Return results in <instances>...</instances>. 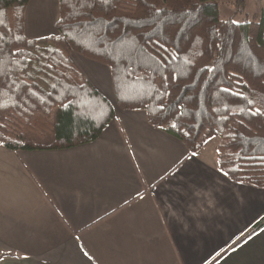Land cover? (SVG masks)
I'll list each match as a JSON object with an SVG mask.
<instances>
[{"label": "trees", "instance_id": "1", "mask_svg": "<svg viewBox=\"0 0 264 264\" xmlns=\"http://www.w3.org/2000/svg\"><path fill=\"white\" fill-rule=\"evenodd\" d=\"M29 1L0 0V145L62 149L99 137L113 105L74 51L108 66L119 108L145 110L191 153L219 137L220 170L264 187V13L236 22L221 18L220 0H57L58 34L29 38ZM46 126L50 141L29 138Z\"/></svg>", "mask_w": 264, "mask_h": 264}, {"label": "crops", "instance_id": "2", "mask_svg": "<svg viewBox=\"0 0 264 264\" xmlns=\"http://www.w3.org/2000/svg\"><path fill=\"white\" fill-rule=\"evenodd\" d=\"M30 4L25 35H56L28 34ZM39 4L30 16L46 17ZM76 56L112 119L69 148L0 145V264H264V224L247 234L264 218V187L220 170L219 137L191 153L145 110L116 105L107 65Z\"/></svg>", "mask_w": 264, "mask_h": 264}, {"label": "rangeland", "instance_id": "3", "mask_svg": "<svg viewBox=\"0 0 264 264\" xmlns=\"http://www.w3.org/2000/svg\"><path fill=\"white\" fill-rule=\"evenodd\" d=\"M38 2V6H40L39 2H43L46 5V17L42 18L41 14H37L36 16H30V13ZM29 4V3H28ZM27 4V7H28ZM219 12L221 18H232L236 22H242L245 20H248L252 17L254 13L263 14L264 13V0H220L218 2ZM54 5V7L52 6ZM52 6V8H55L54 11V18L50 19V16L52 14L51 10L49 9ZM26 7V9H27ZM25 9V11H26ZM29 12L27 13L28 19H27V28H28V34H30L29 29L31 30H44L46 27H49L51 32H57V29L55 28V22L58 18V4L57 0H32V4H30ZM40 9L37 10L39 12ZM36 12V13H37ZM24 20H25V14H24ZM58 32L56 33V35ZM49 36V35H47ZM46 37V36H43ZM39 38V37H38ZM76 52L70 51L69 55L70 58L73 60V62L80 68V70L89 78L95 80V71L94 68H92L89 65H86L82 62H80L79 58L76 56ZM79 55V54H78ZM81 57L87 59L86 57L80 55ZM104 95V94H103ZM105 96V95H104ZM108 98L107 96H105ZM109 99V98H108ZM110 100V99H109ZM114 102V101H113ZM26 131V130H25ZM27 134L29 138L34 139L38 142H48L51 140V134H50V126H46L43 132H28ZM31 135V136H30Z\"/></svg>", "mask_w": 264, "mask_h": 264}, {"label": "snow or ice", "instance_id": "4", "mask_svg": "<svg viewBox=\"0 0 264 264\" xmlns=\"http://www.w3.org/2000/svg\"><path fill=\"white\" fill-rule=\"evenodd\" d=\"M225 91H227V90L225 89ZM173 126H175V125H173Z\"/></svg>", "mask_w": 264, "mask_h": 264}]
</instances>
